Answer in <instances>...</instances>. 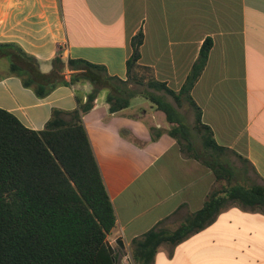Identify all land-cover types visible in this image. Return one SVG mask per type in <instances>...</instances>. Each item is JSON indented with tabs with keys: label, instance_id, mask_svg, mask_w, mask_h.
I'll use <instances>...</instances> for the list:
<instances>
[{
	"label": "crops",
	"instance_id": "1",
	"mask_svg": "<svg viewBox=\"0 0 264 264\" xmlns=\"http://www.w3.org/2000/svg\"><path fill=\"white\" fill-rule=\"evenodd\" d=\"M139 31L140 63L176 91L212 39L192 96L217 143L248 160L261 181L255 183H263L264 0H0V43L19 44L44 72L60 53L65 61L86 59L127 79L131 41ZM92 89L89 82L66 83L39 97L19 77L5 76L0 107L39 130L54 109L72 112L77 96L86 101ZM107 94L99 92L83 121L115 211L107 240L117 264H134L132 241L153 228H177L203 206L217 181L208 165L182 151L166 131V114L148 98L137 95L129 107L111 112ZM179 111L193 126L188 103ZM155 129L162 132L155 135ZM192 141L202 148L195 130ZM154 264H264V211L231 204L182 242L162 244Z\"/></svg>",
	"mask_w": 264,
	"mask_h": 264
},
{
	"label": "trees",
	"instance_id": "2",
	"mask_svg": "<svg viewBox=\"0 0 264 264\" xmlns=\"http://www.w3.org/2000/svg\"><path fill=\"white\" fill-rule=\"evenodd\" d=\"M143 39L142 31L132 38L127 79L111 75L105 65L86 59L65 61L60 53L50 61L51 69L44 72L40 60L19 44L0 43V69L5 72H0V79L17 76L39 97L66 83L89 82L93 86L86 101L77 96L72 112L54 109L39 130L28 128L0 107V264H117V254L107 240L116 226L115 211L83 121L103 89L108 90L111 112L129 107L137 95L153 102L166 114L171 123L166 131L177 139L182 151L208 165L217 181L203 206L177 228H153L134 239V264H154L162 244L182 242L210 225L231 204L264 211V182L235 180L236 171L224 159L230 149L217 143L192 96L207 64L212 39L205 40L179 91L158 81L152 68L140 63ZM185 102L194 110L193 126L182 121L178 110ZM67 114L71 119L65 117ZM192 130L199 135L200 150L193 144ZM161 132L154 131L155 135ZM241 158L255 172L249 161ZM223 180L226 182L221 184Z\"/></svg>",
	"mask_w": 264,
	"mask_h": 264
},
{
	"label": "rangeland",
	"instance_id": "3",
	"mask_svg": "<svg viewBox=\"0 0 264 264\" xmlns=\"http://www.w3.org/2000/svg\"><path fill=\"white\" fill-rule=\"evenodd\" d=\"M143 88L144 87H142V89ZM167 98L173 101V98L171 96H168ZM178 110H179V107H178ZM182 111L184 112V109H182ZM224 157H225L224 159L226 160V163L232 165V167L234 168V172L236 171V175H235L236 181L243 180L247 184H252L253 182H261L259 179L256 178L254 173L248 168V166L243 160L238 159V157H236L235 155L229 154V153L226 154ZM225 182L226 181L223 180L221 181V184Z\"/></svg>",
	"mask_w": 264,
	"mask_h": 264
}]
</instances>
